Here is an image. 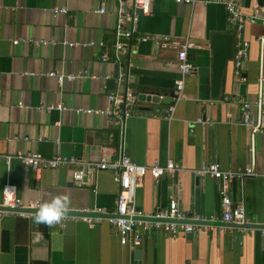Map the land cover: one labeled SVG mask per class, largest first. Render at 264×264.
<instances>
[{
    "label": "crops",
    "instance_id": "1",
    "mask_svg": "<svg viewBox=\"0 0 264 264\" xmlns=\"http://www.w3.org/2000/svg\"><path fill=\"white\" fill-rule=\"evenodd\" d=\"M234 1L257 20L244 24L249 51L241 74H233L231 58L219 96L213 98L210 37L232 34L235 39L236 34L222 4L151 0L130 48L116 54V0H0V201L2 186L11 184L25 203L41 204L64 194L66 208L111 211L118 191L111 171H97L85 185L72 180L73 170L99 161L105 150L111 159L123 154L140 165L171 160L179 167L157 180L146 174L138 181L133 194L137 211L151 215L174 198L187 216L218 219V182L196 171L217 163L223 171L251 167L257 173L232 181L228 190L232 202L243 205L249 229L222 222L202 229L195 223L192 233H146L142 244L132 248L119 243L107 221L36 223L33 217L4 216L0 264H264V130L253 134L240 123L241 103L256 97L259 79L264 87V45L256 41L264 35V0L261 5ZM143 35L193 44L187 58L194 71L183 78L175 102L166 99L181 78L175 50L136 39ZM76 42L93 45H66ZM104 53L108 61L100 59ZM50 72L82 77L59 83ZM143 90L165 102H137L122 121L96 112L110 107L111 92ZM170 106L172 117L165 120ZM18 153L73 157L77 164L35 173L16 158Z\"/></svg>",
    "mask_w": 264,
    "mask_h": 264
},
{
    "label": "built area",
    "instance_id": "2",
    "mask_svg": "<svg viewBox=\"0 0 264 264\" xmlns=\"http://www.w3.org/2000/svg\"><path fill=\"white\" fill-rule=\"evenodd\" d=\"M105 1V0H100ZM116 28L114 52L119 54L125 49H129L130 42L137 35V27L140 15L149 14L151 9V0H116ZM197 0H174L177 4L191 5ZM214 3L222 4L235 27V39L233 43V74L239 76L241 67L248 57L249 43L243 37V28L246 22L256 21L254 15H244L234 0H213ZM103 11V9H100ZM55 12H65V9H56ZM264 27V20L261 21ZM136 39H150L156 48H170L176 53V67L181 74V78L176 82L175 97L173 101L179 99L183 85V78L193 72V67L187 58V51L193 47V44L187 40L170 39L167 36L149 37L147 35L138 36ZM260 45H264V35L256 37ZM16 42V41H14ZM13 42V43H14ZM65 44V42H64ZM69 47H86L92 46V42L86 43H66ZM102 61H108L109 57L104 53L101 54ZM114 63H116L114 61ZM49 76L56 77L59 83L63 80H74L82 77V74L62 75L50 72ZM121 76V75H120ZM159 98H162L158 94ZM108 100L110 107L104 111H96L105 115L114 116L118 121H122L129 115L128 108L137 103L134 95L127 92L125 94L109 93ZM51 107H49L50 109ZM56 108L64 109L61 105ZM173 106H170L163 115L165 120L172 117ZM76 112L91 113V109H77ZM240 123L248 127L251 133L264 130V87L262 79L258 82V93L252 100H245L240 105ZM10 157H7V160ZM16 158L22 165L39 173L43 169H57L59 167L74 166L77 161L73 157L55 156L45 159L36 153H18ZM99 170H109L113 173L118 191L115 199L114 208L108 211L103 208L89 209H71L65 208L64 212L77 214H64L59 220L63 221L68 218L76 219L95 225L102 221H107L114 227L119 236V243L128 247H139L143 241V235L150 232H159L170 236L179 233H192L195 231V223H199L202 229H211L217 222L232 224L238 226L239 231L246 230L244 226L249 223L245 209L241 204H234L228 194L229 186L232 181L245 177L255 176L257 173L251 167H246L241 171H223L217 163H209L206 167L196 171L199 177L208 176L218 182V191L220 196V215L218 219H207L200 214L187 216L177 207L176 199H170L166 208L159 209L151 215H146L137 211L133 206V194L135 187L146 174L152 179L157 180L164 174H171L179 170V167L171 160L160 164L157 161L151 165H140L134 163L129 157L121 154L115 159L107 154L104 150L99 161L85 163L79 169L72 171V180L79 185H85L90 181L93 174ZM40 206L38 201L23 202L16 195V188L11 184H4L1 188L0 217H33V210Z\"/></svg>",
    "mask_w": 264,
    "mask_h": 264
},
{
    "label": "water",
    "instance_id": "3",
    "mask_svg": "<svg viewBox=\"0 0 264 264\" xmlns=\"http://www.w3.org/2000/svg\"><path fill=\"white\" fill-rule=\"evenodd\" d=\"M258 4L261 5L263 0H257ZM139 15L140 10H137ZM233 35L232 34H217L214 33L210 37V49L212 51L211 56V89L212 97L217 98L219 96V89L221 85V79L223 71L226 68L227 62L231 60L233 54ZM194 71V69H193ZM116 71L114 72V75ZM137 99V102H147V103H158L159 101L165 102L164 99L159 98L157 93L143 91H133L131 93ZM175 97L174 92H170L169 96L166 97L168 103ZM243 179V178H242ZM241 179V180H242ZM195 184H197L195 182ZM36 210H33L35 212ZM64 214H77L72 212H64ZM191 216V215H190ZM236 226V225H235ZM238 227V226H237ZM246 228V227H245Z\"/></svg>",
    "mask_w": 264,
    "mask_h": 264
},
{
    "label": "clouds",
    "instance_id": "4",
    "mask_svg": "<svg viewBox=\"0 0 264 264\" xmlns=\"http://www.w3.org/2000/svg\"><path fill=\"white\" fill-rule=\"evenodd\" d=\"M68 205V198L64 194L53 196L44 201L33 214L36 223H52L58 221L64 215V209Z\"/></svg>",
    "mask_w": 264,
    "mask_h": 264
}]
</instances>
